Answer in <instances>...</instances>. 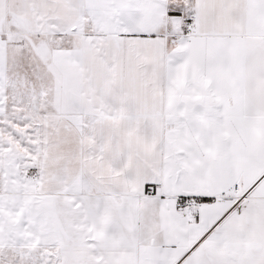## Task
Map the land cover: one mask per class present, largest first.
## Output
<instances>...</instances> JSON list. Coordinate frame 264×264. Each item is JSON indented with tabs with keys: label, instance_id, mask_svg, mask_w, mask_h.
<instances>
[{
	"label": "snow or ice",
	"instance_id": "1",
	"mask_svg": "<svg viewBox=\"0 0 264 264\" xmlns=\"http://www.w3.org/2000/svg\"><path fill=\"white\" fill-rule=\"evenodd\" d=\"M0 264H264V0H0Z\"/></svg>",
	"mask_w": 264,
	"mask_h": 264
}]
</instances>
